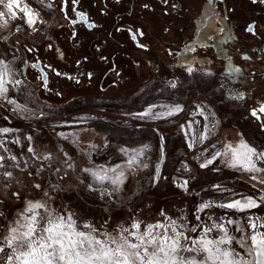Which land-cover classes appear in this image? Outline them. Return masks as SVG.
<instances>
[{"label": "rangeland", "instance_id": "rangeland-1", "mask_svg": "<svg viewBox=\"0 0 264 264\" xmlns=\"http://www.w3.org/2000/svg\"><path fill=\"white\" fill-rule=\"evenodd\" d=\"M15 25L8 24L0 29V59L11 69L12 76L9 79L20 80L21 84L10 83L8 96L0 99V128L9 127L18 131L0 133V143L3 144L0 154L5 157L16 155V161L8 162L21 167L27 164L28 167L23 172L19 168L14 170L17 181L7 186L0 183V232L8 236L5 229L12 227L25 231L26 228H21V224L26 223L23 218L29 215L25 212L28 201L47 200L49 210H59L64 206L59 215L67 217L74 214L79 230L88 231L83 225L91 224L96 229L93 235L103 240L109 238L105 234L120 235L123 227L128 229L127 239L139 243L137 237L147 230V225L157 222L165 227L153 229V234L174 235L168 227L172 221L176 222V231L182 232L185 237L198 239L205 236L204 228L213 222L222 223L228 234L235 236L238 242L244 244V248L241 249L239 243L235 242L220 247H236L247 258L255 259L250 239L243 241L242 237H250L257 231L264 233V220L256 219L264 217V206L240 213L217 205L229 202L230 199H242L253 193L259 203L260 198L264 197V192H261L264 188L258 182L251 181L249 174L243 173L239 168L227 167L223 161L228 157L219 156L213 160V165L218 170H213V165H207V161L212 159L215 152H224L223 145L230 143L237 146L241 139L251 146L264 149V131L259 129L262 122H253L246 111L233 113V108L241 109L242 105L227 94L222 97L223 106L232 112L219 116L214 108L217 103L213 104L217 102L218 94H203L204 78L201 75L187 77L171 90L162 84L152 87L151 83H144L123 101L90 97L59 105L46 104L35 98L31 86L24 83L19 74L16 66L18 53L14 43L16 29H19ZM19 35L24 37L21 33ZM8 99L25 105L30 111L14 110L15 105L9 104ZM150 104L167 105L169 108L179 105L182 111L163 120H139L125 115L142 111ZM42 112L46 115L41 116ZM204 125L208 127L205 128ZM59 133L68 135V139L58 135ZM161 135L165 137L166 144L163 157L159 153ZM201 135L205 137L203 140H199ZM28 136H32L33 140L29 141ZM193 138H196V143H193ZM17 139L19 143L14 142ZM145 144L149 148L144 150V155L137 157V165L143 162L148 167L137 166L135 173H128L126 162L134 154L131 149L139 151ZM189 144L192 147H188ZM28 146L34 148L32 153L27 151ZM121 148L128 149V155L121 152ZM49 156L50 159H44ZM40 164H43L44 171L36 175L35 166ZM68 164L73 167L69 168ZM118 164L125 169L127 175L118 193H111L113 185L108 181L100 184L83 171L84 168L108 169ZM200 164H206L207 167L201 168ZM49 165L52 167L49 168ZM56 168L61 171L57 173ZM29 170L34 173L33 176L26 175ZM81 180L84 181L83 184L80 183ZM253 183H256L259 190L253 189ZM36 184L41 187L36 188ZM88 184H92L94 189L107 187L111 194L101 199L100 193L89 189ZM214 185H219L221 189L231 188L237 195L232 197L231 193L218 190ZM13 192L18 195H12ZM45 193L48 195L45 196ZM164 193L171 195L169 197ZM206 202L211 203V207L199 211V205ZM161 209L164 210L163 217L160 215ZM12 210L15 214L11 213ZM35 211L43 213L44 209ZM197 216L201 219L197 220ZM246 216H250L257 224L256 229L249 226L243 232H235V225L227 223L229 218L243 223ZM133 223H138L141 227L133 228ZM193 226H198L196 232L189 231ZM223 235V229H213L207 234V238L219 239ZM181 242L191 247L190 240ZM8 251L12 254V249ZM249 252L252 253L250 256ZM11 264H20V261L13 259Z\"/></svg>", "mask_w": 264, "mask_h": 264}, {"label": "flooded vegetation", "instance_id": "flooded-vegetation-1", "mask_svg": "<svg viewBox=\"0 0 264 264\" xmlns=\"http://www.w3.org/2000/svg\"><path fill=\"white\" fill-rule=\"evenodd\" d=\"M18 3L15 17L5 19L19 29L16 66L36 99L49 105L90 97L123 101L144 83L171 90L170 82L201 75L203 94H218L219 116L232 112L222 98L232 95L242 105L233 113L246 111L264 131V0ZM25 8L36 13L31 26ZM187 67L197 73L189 75Z\"/></svg>", "mask_w": 264, "mask_h": 264}, {"label": "snow or ice", "instance_id": "snow-or-ice-1", "mask_svg": "<svg viewBox=\"0 0 264 264\" xmlns=\"http://www.w3.org/2000/svg\"><path fill=\"white\" fill-rule=\"evenodd\" d=\"M41 4L44 0H40ZM73 4L77 0H72ZM0 6H2L6 11H0V29L4 28L8 24V20L5 19L6 16L15 17V12L13 7H19L18 0H0ZM47 7L51 8L52 4H47ZM25 15L28 16V24L31 26L35 23L34 16L36 13L29 11L28 8L23 9ZM74 10V9H73ZM80 19H84V14L77 13ZM76 23L75 20L72 21ZM246 29V30H250ZM75 35V33H74ZM140 35H143L141 32ZM6 39V37H5ZM135 39V36H133ZM143 47V45H141ZM186 71L189 75H194L197 73V69L193 67H187ZM204 75H211L210 72L203 73ZM119 75V73H117ZM12 76L11 69L8 64L0 59V99H5L9 94L10 83L16 85L21 84L20 80L9 79ZM172 88L177 87V82H170ZM9 104H14L15 109L19 111H30L25 107V105L18 104L14 100L8 99ZM163 108L164 111H154V109ZM182 111L179 105L169 108L167 105H156L150 104L147 108L142 111L135 113H126L125 115L134 116L139 120H163L166 117H172L176 113ZM260 112H264V106L259 109ZM203 114L202 112L200 113ZM45 113H41V116H45ZM252 115L256 116V111H252ZM7 119V117H5ZM198 123V121L196 122ZM191 127V124L189 125ZM207 128V125H204ZM214 127V125H213ZM183 128V125H181ZM13 131H18L16 129H11L9 127L0 128V133H9ZM58 135L63 136L64 139H68V135L64 133H59ZM71 135V134H69ZM205 137L200 136L199 140H203ZM29 141L33 140L32 136H28ZM19 143V139L14 141ZM196 138H193V143H196ZM0 147L3 144L0 143ZM188 147H192L189 144ZM225 151L215 152L212 159L207 161V165H213V160L219 156L228 157L226 161H223L227 167L239 168L243 173L249 174V179L253 182H258L259 185L264 188V149H258L255 146H251L244 139H241L237 146L232 144L223 145ZM149 145L145 144L143 148L139 151L136 149H131L134 153L127 163V172L135 173L137 166H142L147 168L148 164L140 162L137 165V157L144 155V150L148 149ZM207 150V149H205ZM27 151L32 153L34 148L32 146L27 147ZM121 152L128 155L129 150L121 148ZM166 151L165 137L160 136L159 153L163 157ZM67 156V153H65ZM51 157H45L44 159H50ZM17 156L12 155L10 157H5L0 154V183L5 186L17 181L18 178L14 175V170L19 168L21 172L28 165L25 164L21 167L19 164L13 165L8 161H16ZM259 162V163H258ZM67 163V161H65ZM206 164H200L201 168L207 167ZM52 166L49 165V168ZM68 167H73L72 164H68ZM213 170H218L213 165ZM44 171L43 164L35 166V174L39 175ZM60 168H56V172L59 173ZM85 173H89L95 182L103 184L108 181L113 185L111 193H118L120 191V185L123 184L124 180L127 179L125 169L121 165H116L113 168L105 169L101 167L99 170H93L92 168H84ZM112 173V175H109ZM255 173V174H253ZM157 176L159 175V168L156 169ZM27 176H33L34 173L29 170L26 173ZM81 184L84 183L83 180L80 181ZM187 184V181L185 182ZM36 188H40V184L35 185ZM87 187L91 190L98 191L100 193L101 199L110 195L109 189L107 187L94 189L92 184H88ZM213 187L218 190L228 192L235 197L237 193L233 192L231 188L221 189L219 185H214ZM253 189L256 188V183L252 185ZM12 195L16 196L18 193L13 192ZM48 194L45 193V196ZM2 202V201H0ZM264 206V197H261L259 203L255 198L254 193L251 195H246L242 199H230L229 202L217 205L219 208L237 210L240 213H244L247 209H258ZM61 209H51L48 208V201H28L25 212L29 213L28 216L23 219L26 223L21 224V228H26L25 231H20L17 227H12L10 229H5L9 233L5 236L3 232H0V262L2 264H11L13 259L20 261V264H264V233L255 232L249 236L242 237L243 241L250 239L252 249H254L255 259H249L243 255L240 251H237L236 247L231 249L225 247L221 248L220 245H228L232 243H239L241 249L244 248V244L237 241L235 236H230L228 231L225 229V225L222 223L213 222L208 227L204 228V237L198 239H191V237H185L182 232L175 230V221L171 222L169 229L174 232V235H168L167 233H161L160 235L153 234V229L165 227L163 224L157 222L156 224L147 225V230L143 231L141 235L137 237L139 243L131 242L127 239L128 229L121 227L120 235L109 236L107 240L97 238V235H93L96 229L92 227L91 224L85 223L83 225L84 229L88 231H81L78 228L77 221L73 218V215L67 217L59 215ZM211 207V203H202L199 205L198 210L203 211ZM36 209H44L43 213L36 212ZM2 215V213H0ZM160 215L164 216V210L161 209ZM197 220L201 217L197 216ZM211 220L212 217L210 216ZM257 220H264V217H257ZM17 223H20L19 221ZM228 224H234L235 232H243L247 227L252 229L257 228V224L252 221L250 216H246L244 222L240 220L233 221L231 218L227 220ZM133 228L141 227L138 223L132 224ZM198 226H193L189 229L190 232H196ZM213 229H223L224 235L219 239L207 238V234L211 233ZM132 235H135L134 233ZM36 237V238H34ZM191 242V247L187 243H182L181 241ZM9 249H12V254L9 253ZM187 253L188 255H184ZM252 253L249 252L250 256Z\"/></svg>", "mask_w": 264, "mask_h": 264}, {"label": "trees", "instance_id": "trees-1", "mask_svg": "<svg viewBox=\"0 0 264 264\" xmlns=\"http://www.w3.org/2000/svg\"><path fill=\"white\" fill-rule=\"evenodd\" d=\"M256 189H258L257 187H256ZM259 190V189H258ZM261 192H264V189H262L261 190ZM166 196H169L170 197V195L171 194H169V193H164ZM157 197V196H156ZM164 198H166V197H164ZM168 200V199H167ZM15 209V208H14ZM11 213H14L15 214V212H13V210H12V212ZM12 215V214H11Z\"/></svg>", "mask_w": 264, "mask_h": 264}]
</instances>
